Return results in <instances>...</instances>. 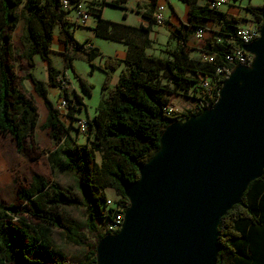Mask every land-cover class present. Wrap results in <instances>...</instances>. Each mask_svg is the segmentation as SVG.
<instances>
[{"label": "trees", "instance_id": "obj_1", "mask_svg": "<svg viewBox=\"0 0 264 264\" xmlns=\"http://www.w3.org/2000/svg\"><path fill=\"white\" fill-rule=\"evenodd\" d=\"M199 1L182 0L189 6L188 19L170 35L176 47L168 52V58L148 54L154 45L150 35L153 28L158 26L154 14L159 0H151L146 6L142 12L144 22L139 27L103 19L106 0H98L97 8L90 4L89 8L98 17L96 33L124 44L127 56L124 60L109 57L100 67L106 73L102 87L106 95L97 107L96 115L87 119L90 126L87 144H77L72 138L73 128L61 120L59 110L49 99L45 83L33 73L26 76L48 111L42 129L54 147L48 156L51 171L56 175V169H59V173L78 170L79 184L92 204L86 227L97 235L98 241L108 235L105 229L108 223L114 221L117 213L108 206L106 192L114 191L120 197L118 202L125 205L126 212L129 202L124 195V186L139 180V167L148 163L159 150L165 129L172 122L199 115L213 107L228 78L227 70L231 66L226 54L231 46L227 39L235 38L241 19L237 16L229 19L226 13L213 11L208 3L201 5ZM125 2L116 0L112 5L119 6ZM62 3L63 0H0V138L10 137L18 151L24 150L38 129L36 105L22 88L12 86L5 65V43L11 41L10 34L16 31L20 21L24 25L20 40L24 48L22 57L33 68L34 58L39 56L47 65L50 86L59 89L60 98L70 103V95L61 85L62 80L66 79L55 67L52 58L55 37L65 47L60 54L66 70L75 72L74 60L81 57L93 71L96 68L94 61L101 57L99 48H89L87 43L76 40L73 28L76 25L68 18ZM247 9L258 16L261 28L264 7L248 6ZM209 23L220 27L202 49L203 58L214 57L211 63L192 59L188 52V45L196 37L197 31L208 28ZM121 67L124 70L118 82L110 88L113 73ZM164 74L168 75V85L161 82ZM187 74H192L195 80L188 78ZM75 77L82 89L89 92L85 82L77 74ZM206 79H210L212 84L209 92L201 87V82ZM193 83L203 92L201 97L194 98L199 104L198 111L189 115L175 111L173 117L167 116L165 110L174 107L173 99L178 95V90H188ZM170 85H174V88H170ZM75 99L78 105L83 104L77 94ZM69 108L71 111L67 116L73 124L78 121L75 113L80 108ZM66 148L72 149V156L66 154ZM93 152L101 156L99 165ZM16 198L15 205L7 206L0 202V264H67L56 260L62 256L52 240V228L60 227L54 213L62 207L73 205L72 199L57 184L39 175L34 176L28 186L20 185ZM67 231L72 244L82 246L85 243L79 226L70 223ZM219 245L217 264H264V173L250 185L241 204L222 219ZM87 247L89 250L79 264H97V246ZM34 255H41V259L30 258ZM42 259L51 262L44 263Z\"/></svg>", "mask_w": 264, "mask_h": 264}, {"label": "water", "instance_id": "obj_2", "mask_svg": "<svg viewBox=\"0 0 264 264\" xmlns=\"http://www.w3.org/2000/svg\"><path fill=\"white\" fill-rule=\"evenodd\" d=\"M243 49L251 65L233 69L213 107L172 122L124 186V223L99 241L97 264H217L222 219L264 173V12Z\"/></svg>", "mask_w": 264, "mask_h": 264}, {"label": "rangeland", "instance_id": "obj_3", "mask_svg": "<svg viewBox=\"0 0 264 264\" xmlns=\"http://www.w3.org/2000/svg\"><path fill=\"white\" fill-rule=\"evenodd\" d=\"M210 1L212 0H206L202 4H206ZM112 2L113 0H106V6L102 13L103 19L132 27H139L141 22L144 21L141 16L140 8L134 5L133 2H129L125 6L121 4L119 6L112 5ZM248 6L263 8L264 0H238L234 7L229 8L226 15L229 19L235 16L239 17L241 19L239 26L248 22H260L258 16L252 14L247 9ZM95 7L97 8V5ZM131 8L134 10H131ZM90 14L91 16L84 26L80 24L76 19V15L72 12L71 14H68V18L76 25L73 28L75 31V38L79 43L85 44L91 42L100 49L101 57H98L95 61L96 68L92 71L91 66L85 60L81 57H77L73 63L75 72L71 69L66 70L64 58L60 54L62 52L58 51L55 44H53L52 52L55 67L62 72L66 79L65 81L62 80L61 85L69 93L72 105H74L75 108H80L81 106L77 104L75 94L84 100L82 109H79L75 116L78 120H87L94 117L97 107L102 101L104 95H106V92L102 91L106 79V73L100 67L104 66V62L107 58H115L118 52L125 49L124 44L122 45L119 42L99 36L95 31L98 17L92 10L90 11ZM126 14L127 17L124 18V15ZM210 27L213 33H206L201 38L195 37L189 43L188 52L190 58L203 60L202 49L204 48L206 41L212 38V36H215V32H218L220 29L218 25L214 24ZM23 28V22L20 21L16 31L10 34L11 41L7 40L5 43L7 48L5 65L8 68L9 76L12 79V86H17L20 89L22 88L26 96L36 105L38 111V129L32 139L28 141L23 151H18L16 144L10 137L0 138V202H3V204L7 206L15 205L17 203L16 196L19 186H28L34 176H42L57 184L60 190L72 199L74 204L62 207L59 211L54 213L60 227L52 228V240L55 244L56 250L62 256L61 258H56V260L63 261L67 264H79L84 260V256L89 250L87 246H97L99 243L97 235L92 234L86 227L89 213L92 210V204L87 200L86 194L83 192V189L79 184L78 170L59 173V169H56V175H53L48 156L49 152L52 151L54 147H52L46 131L42 129L48 111L44 102L36 94L32 82L26 79V76L33 73L37 79L45 83L47 88L49 87V99L51 101L55 100V107L60 111L61 118L65 125L73 128L71 134L77 144H87L90 133H81L78 129V124L75 122L72 124V121L66 117L67 113L65 112H68V110L59 109L61 99L60 94L59 97L57 96L56 99L54 98L53 91H51L52 87L49 83V74L46 63L37 56L35 65L31 68L28 62L22 57L24 48L20 40L23 34ZM55 33L57 34V30ZM175 47V40L168 38L166 41L164 40L163 42L154 43L152 49L148 51V54L156 57L168 58V52L174 50ZM123 70L124 67H121L113 73L110 88H113L116 85ZM75 74H77L89 87V92L82 89L81 83L76 79ZM187 77L195 80V77L192 74H187ZM161 82L168 85L169 78L167 74L163 75ZM170 88H174V85H170ZM202 93L203 92L200 90L199 86L195 83L189 85L188 90H178V95L173 99L174 108L176 111L185 115L195 113L199 109V104L194 98L201 97ZM66 154L72 156V149L66 148ZM93 155L95 157V162L99 165L101 163L100 154L93 152ZM106 197L114 202L120 200V197H118L112 190L106 192ZM70 223L80 227L79 233L81 237L85 239V243L82 246L74 245L69 241L67 228ZM98 224L102 229L101 224ZM30 258L38 260L41 259V255H34ZM42 261L44 263L51 262L46 259H42ZM224 264L228 263L225 262Z\"/></svg>", "mask_w": 264, "mask_h": 264}, {"label": "built area", "instance_id": "obj_4", "mask_svg": "<svg viewBox=\"0 0 264 264\" xmlns=\"http://www.w3.org/2000/svg\"><path fill=\"white\" fill-rule=\"evenodd\" d=\"M238 0H212L208 2V6L213 11H221L227 13L229 8L234 7L237 4ZM63 7L68 12V14L76 15V19L80 22L81 25H86L89 20L91 14V9L89 8L90 3L88 0H63ZM93 7V6H92ZM225 9V10H224ZM166 7L163 5H158L156 12L154 14L156 23L158 26L164 25L166 22ZM260 25L257 22H248L246 24L240 25L236 32L235 38L227 39V43L231 46V50L228 54H226V60L229 62L231 68L227 70V75L229 76L233 69L239 65L250 66L253 61V56L247 53L243 48L246 45H250L254 41H256L260 37ZM211 28H205L198 30L196 33V38H201L204 34L210 33ZM220 40V39H219ZM204 62H213V56H204ZM201 87L207 92L212 90V84L210 79L203 80L201 82ZM69 106L72 105V101H67L64 98L60 99V110H68L66 115L70 113ZM75 107V106H74ZM78 108V107H77ZM176 109L174 107H169L165 110L166 115L169 117L174 116V112ZM60 112V111H59ZM78 124V129L81 133L86 134L89 129L88 120H78L75 122ZM107 204L110 208H113L117 211L114 221L112 223H108L105 233L106 234H117L124 223L125 217V205L117 202H114L108 199Z\"/></svg>", "mask_w": 264, "mask_h": 264}, {"label": "crops", "instance_id": "obj_5", "mask_svg": "<svg viewBox=\"0 0 264 264\" xmlns=\"http://www.w3.org/2000/svg\"><path fill=\"white\" fill-rule=\"evenodd\" d=\"M113 1H116V0H113ZM120 1H122V0H120ZM205 1L206 0H200L199 3L201 5H204L202 3ZM97 2H98V0H88V3L92 4L93 7L96 6L95 4H97ZM129 2H133L134 5H136L138 8H140V12H141V16H142V12H144L146 10V6H148L150 4L151 0H126V2L121 4V5L125 6ZM159 4L166 7V13H165L166 22L162 26H155L153 28V32L151 33L150 38L152 39V41L154 43H159L161 41L163 42L164 40L165 41L168 40V38H170V35L175 32L176 28L180 27L182 24H185L187 22L188 12H189V6L184 4L182 2V0H159L158 5ZM182 7H184V8H182ZM131 10H134V9L131 8ZM126 17H127V14H126ZM142 22H144V21H142ZM211 25H213V24L209 23L208 27H210ZM211 33H213L212 30H211L210 34ZM53 44H55L57 46L58 51H60V52L64 51L65 47L63 44H61L58 41L57 36L55 37ZM120 44H122V43H120ZM86 46L89 48L97 47L96 45H94L91 42H88L86 44ZM126 56H127V47L125 46V49L118 52L115 58H119L121 60H124L126 58ZM36 59H37V56H35L34 60L36 61ZM95 61H94V64H95ZM51 91H53V96L55 99L57 98V96L59 97L60 91L57 88L52 87ZM48 92H49V89H48ZM83 101L84 100L82 99V102ZM52 102L55 105V100ZM83 105H84V103L80 106V110L82 109ZM77 113L78 112L75 113V116ZM95 115H96V113H95ZM60 117H62L61 113H60ZM66 117L68 118L67 115H66ZM90 119H92V118H90ZM61 120H62V118H61Z\"/></svg>", "mask_w": 264, "mask_h": 264}]
</instances>
